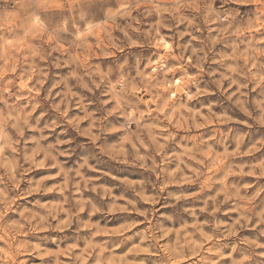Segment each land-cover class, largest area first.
<instances>
[{"label":"clouds","instance_id":"1","mask_svg":"<svg viewBox=\"0 0 264 264\" xmlns=\"http://www.w3.org/2000/svg\"><path fill=\"white\" fill-rule=\"evenodd\" d=\"M0 264H264V0H0Z\"/></svg>","mask_w":264,"mask_h":264}]
</instances>
